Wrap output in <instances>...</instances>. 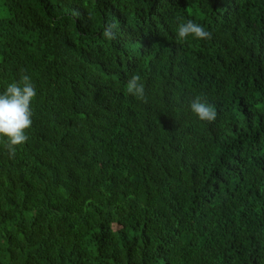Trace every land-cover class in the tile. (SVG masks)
<instances>
[{
  "label": "trees",
  "instance_id": "1",
  "mask_svg": "<svg viewBox=\"0 0 264 264\" xmlns=\"http://www.w3.org/2000/svg\"><path fill=\"white\" fill-rule=\"evenodd\" d=\"M0 5V93L37 89L0 144V264H264V0Z\"/></svg>",
  "mask_w": 264,
  "mask_h": 264
},
{
  "label": "clouds",
  "instance_id": "2",
  "mask_svg": "<svg viewBox=\"0 0 264 264\" xmlns=\"http://www.w3.org/2000/svg\"><path fill=\"white\" fill-rule=\"evenodd\" d=\"M103 36L105 39H115L112 26L105 28ZM176 37L179 41H185L189 37L208 40L212 33L201 24L188 20L178 25ZM126 91L146 102L145 87L139 75L131 76L127 81ZM36 95V86L26 74H22L19 81L8 84L0 93V144L7 150L10 158L15 156L17 148L24 145L29 138L27 133L33 122L32 101ZM190 110L200 121L213 122L217 118L214 106L199 95L190 103Z\"/></svg>",
  "mask_w": 264,
  "mask_h": 264
},
{
  "label": "rangeland",
  "instance_id": "3",
  "mask_svg": "<svg viewBox=\"0 0 264 264\" xmlns=\"http://www.w3.org/2000/svg\"><path fill=\"white\" fill-rule=\"evenodd\" d=\"M6 15H7V10L2 5H0V17H4Z\"/></svg>",
  "mask_w": 264,
  "mask_h": 264
}]
</instances>
